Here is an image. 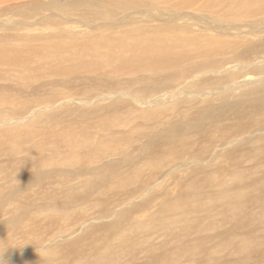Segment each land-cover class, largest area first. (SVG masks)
Listing matches in <instances>:
<instances>
[{
  "label": "rangeland",
  "instance_id": "obj_1",
  "mask_svg": "<svg viewBox=\"0 0 264 264\" xmlns=\"http://www.w3.org/2000/svg\"><path fill=\"white\" fill-rule=\"evenodd\" d=\"M123 1H128L131 8L148 11L151 17L144 18L146 24L170 23L155 17L169 8L160 0ZM86 2L88 0H0V45L32 49L50 43L89 41L92 38L85 33L92 31V26H102L103 16L88 13L84 8ZM191 6L189 8H194ZM176 21L181 24L184 20L178 17ZM25 53L31 52L17 54ZM28 56L18 61V67L30 77L28 82L12 72L14 68L0 67V84L3 83L0 100L4 96L15 98L17 89H24L23 83L31 90L28 99L20 98L8 106L3 103L6 110L13 111L16 105L25 107L22 104H27L28 109L39 105L19 119L11 115L0 118V167H6V171L22 180L10 182L12 187L26 185L25 191L15 192L9 198L0 197L3 210L9 212L2 211L0 216V224L5 223L0 235L3 264H85L100 255L104 258L99 264H264V258L258 254L264 250V191L259 190L264 189V154L251 163L241 155L238 163L223 168L217 159L210 160V155L204 156L200 165L188 164L195 155L202 157L204 148L212 147L209 139L200 141L203 144L200 147L175 141V136L163 137L160 147L150 150L148 141L155 132L164 130L166 121L156 117V113L151 116V112H146L149 104L141 103L137 96L151 89L150 83L137 79L142 72L126 71L113 76L111 70V76L125 78L123 81L128 80L127 84L98 76L92 67L76 70V74L61 79L60 68L46 56ZM224 73H203V76L210 79ZM110 90L121 91L106 96L111 94ZM32 98L37 101L28 102ZM198 106L195 103L176 109L170 113L169 122L179 119L181 125L187 124L185 115L194 109L199 111ZM98 131L103 133L96 141L92 134ZM20 137H25L31 146L41 151L38 159L27 158V147L17 142ZM86 138L93 143L103 140L108 149L100 147L102 152H108L113 146L118 148L114 158L103 155L97 162L89 163L91 167L107 166L106 161L120 163L114 165L115 171L113 167L108 169L112 166L109 165L103 174L72 176L69 168L77 169L76 165L58 164L61 175L47 178L46 182L25 183L29 181L23 180L29 165L43 159L45 164L40 165L54 166L63 153L68 155L67 159H73L72 146L82 145ZM169 140L177 144H168ZM255 145L248 144L249 148L253 147L249 149L253 152L250 156L260 154ZM212 149L219 155L232 151L228 147L222 150L215 143ZM187 150L192 152L185 153ZM96 155L91 158L95 159ZM169 168L167 174L156 178ZM206 172L214 176L204 186L202 178ZM148 173L152 175L145 176ZM101 179L107 182L100 184ZM94 182L97 184H92ZM149 183L151 186L146 191L133 195L131 191L128 195L123 193L135 186L132 190L147 188ZM135 202L137 204L133 205ZM91 217L93 219L87 221ZM162 226L167 227L164 233L159 232ZM171 231L179 238L160 249L157 246L151 251L139 252L146 241L142 244L132 241V236L143 233L149 235L148 240L161 239ZM217 232H223L224 236L217 238ZM186 233L193 241L198 234L211 238L209 241L204 238L199 246L192 244ZM201 252H205L204 256L198 257ZM254 252L258 256L252 255Z\"/></svg>",
  "mask_w": 264,
  "mask_h": 264
},
{
  "label": "bare ground",
  "instance_id": "obj_2",
  "mask_svg": "<svg viewBox=\"0 0 264 264\" xmlns=\"http://www.w3.org/2000/svg\"><path fill=\"white\" fill-rule=\"evenodd\" d=\"M145 1L148 2V0ZM160 1L169 8L162 10L165 11L164 14L159 13L155 17L161 20L166 19L170 22L169 24H162V22L161 25L150 22L149 24L144 23L146 22L145 17H151L149 12L138 7L136 9L131 8L128 1L88 0L84 3L85 10L90 14L103 16L102 26H92V31L85 33L88 35L87 37L92 39L88 41L85 36V40H87L85 42L70 41L64 45L62 43H50L44 45L46 47L32 49L25 47L20 49L12 46L5 48V44H1L0 48L4 49L0 51V67L3 69L14 68L15 70L12 72L18 73L19 78L27 82L30 77L18 67L20 60L26 55H29L30 58V55H34L36 58L46 56L49 62L60 68L61 79L76 74V70L80 72L82 68L92 67L93 72L98 76L109 77L112 79L110 81L114 80L115 83L127 84L128 80L123 81L125 78L116 79L113 76L121 75L126 71L142 72L137 79L143 83H150L148 87L151 89H147V92L137 96L141 103L149 104L143 103L147 106L146 112H151V116L156 113V117H162L166 121L163 126L164 130L155 132L148 141L147 146L150 150L160 147L159 143L163 137L170 139L175 136V141L189 143V146L199 144L200 147L203 146L200 141L209 139L212 142V147L215 143L222 147V150L228 147L232 151L228 152L227 155L226 150L219 155L213 151L212 147L210 149L204 148L203 156L195 155L188 161V164L200 165L206 155H210V160L217 159L223 168L229 167L228 164L238 163L241 155L244 157L243 160H248L249 163L255 161L264 154V0ZM190 6L194 8H189ZM180 12L183 13L179 14ZM177 16L184 20L181 24L177 23ZM206 18L212 21L206 20ZM187 30H190L191 34ZM0 41H2V37ZM20 51L31 53L17 54ZM103 63H106V66H103ZM110 63H112V69L109 68ZM111 70H113V76L110 75ZM221 71L226 74L210 79L203 76V73L209 75L212 72L219 73ZM131 76L134 77V75ZM23 84L24 89L18 88L15 98H5L6 96H4L0 100V118L11 115L15 116L14 119H19L22 115H27L39 107L36 105L28 109L27 104H22L21 106L25 107H17L16 105L11 111L2 106L3 103L5 106L11 103L15 104L20 98L28 99L27 95H30L31 90L29 91L30 87ZM120 91L110 90L111 94L106 96H113ZM178 98H180L179 101H176ZM35 99L32 98L28 102L35 103L37 101ZM20 101L22 102V100ZM195 103L199 104V111L194 109L185 115L186 120L184 121L187 124L181 125L179 119L169 122L172 118L170 113H174L180 107L188 104L195 105ZM169 110L174 111L169 112ZM179 131L182 133L177 135ZM100 133L103 132L98 131V134L93 132L92 139L95 138L98 141L102 137ZM214 133L218 134L214 137L211 136ZM17 142L19 145L27 147L25 150L28 151L27 158L33 156L38 159L37 154L41 155V151L35 146H31L25 137H20ZM170 142L171 140L167 143L170 144ZM171 143L177 144V142ZM248 144H256L257 148L255 149L260 154L250 156L253 152L250 153L249 149L253 147L249 148ZM179 145L183 146L182 144ZM78 146L79 148H77ZM100 147L105 150L108 149V145L103 140L93 143L86 138L82 145L74 144L72 146L73 159H67L68 155L63 153L58 156L56 165L49 167L40 165L45 164V160L37 161V163L29 165L25 171L27 175L23 177V180H29L25 182L28 184L46 182L47 178L61 175L62 170L57 168V165L63 164L65 166L66 163L77 166V169L69 168L72 176L101 173L109 165L112 166H109L108 169L113 167V171H115L114 165L120 163L106 161L107 166L106 164L92 167L89 165L91 162H97L100 156L105 155L114 158L118 155V148L115 146L108 152L99 151ZM191 152L187 150L185 153ZM95 154H97L95 159H92L91 157ZM6 169V167H0V190H3L0 197L2 198H9L15 192L26 190L25 184H21L22 187L15 185L12 187L10 182L13 180L21 182L22 180ZM169 170L170 168L159 173L156 178L159 179ZM151 175L148 173L145 176ZM211 176L214 175L210 173L208 175L206 172L205 180L202 178L204 186L207 182H211ZM106 178L108 177L106 176ZM247 178L245 177V179ZM106 182L107 180L101 179L100 184ZM151 183L147 188L132 190L135 186L131 187L129 191H123V193L128 195V192L131 191L133 195V193L146 191L150 188ZM198 187L197 190H200ZM259 190L264 191L262 187ZM59 204L62 206V203ZM132 204L136 205L137 202ZM0 205H2L0 206L1 216L2 211H4L3 202ZM159 218L164 217L159 216ZM92 219L91 217L87 221ZM169 220L166 221L169 222ZM4 224H0V235ZM104 227L106 228L105 225ZM152 230L157 232L155 228ZM166 230V226L159 228V232L162 233ZM154 232L149 231L150 234ZM211 235L213 237L212 233ZM197 236L196 240L193 241L190 234L186 233V237L194 245L201 246L200 243H204V238L207 241L211 238L208 235L204 237V235L198 234ZM215 236L220 239L224 233L217 232ZM174 238H179V236L171 231L161 239L148 240L149 235L143 233L135 237L132 236V241L134 240V243L138 244L146 241L145 246L142 245V250L139 251L144 253L157 246L160 249L161 246H165ZM204 254L205 252H201L198 257H203ZM258 254L264 258V250L259 251ZM258 254L252 253V255L257 256ZM103 258L104 256L100 255L85 264H99ZM167 258L170 259L171 257Z\"/></svg>",
  "mask_w": 264,
  "mask_h": 264
},
{
  "label": "clouds",
  "instance_id": "obj_3",
  "mask_svg": "<svg viewBox=\"0 0 264 264\" xmlns=\"http://www.w3.org/2000/svg\"><path fill=\"white\" fill-rule=\"evenodd\" d=\"M0 264H3V261L2 260H0Z\"/></svg>",
  "mask_w": 264,
  "mask_h": 264
}]
</instances>
